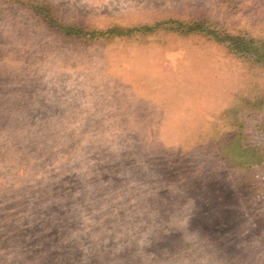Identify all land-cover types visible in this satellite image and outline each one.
Instances as JSON below:
<instances>
[{
    "label": "rangeland",
    "instance_id": "1",
    "mask_svg": "<svg viewBox=\"0 0 264 264\" xmlns=\"http://www.w3.org/2000/svg\"><path fill=\"white\" fill-rule=\"evenodd\" d=\"M0 264H264V0H0Z\"/></svg>",
    "mask_w": 264,
    "mask_h": 264
},
{
    "label": "trees",
    "instance_id": "2",
    "mask_svg": "<svg viewBox=\"0 0 264 264\" xmlns=\"http://www.w3.org/2000/svg\"><path fill=\"white\" fill-rule=\"evenodd\" d=\"M201 24H197V23H191L189 25L183 26L182 29H184L185 31H191V30H202L203 28L200 26ZM63 30L66 34H76L79 32V29L77 28H73V27H63ZM207 33H211L209 32L207 29L205 30ZM214 37L217 40H223V41H228V46L235 50V51H252L254 54H257V50H256V46H251L249 44V41H244L242 39H240L237 36H228V35H224L222 37H218L216 35H214Z\"/></svg>",
    "mask_w": 264,
    "mask_h": 264
}]
</instances>
